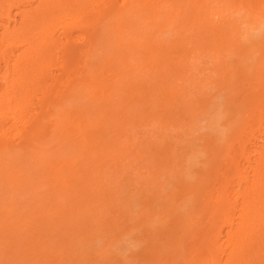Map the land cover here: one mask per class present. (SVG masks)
Returning <instances> with one entry per match:
<instances>
[{"label": "bare ground", "instance_id": "1", "mask_svg": "<svg viewBox=\"0 0 264 264\" xmlns=\"http://www.w3.org/2000/svg\"><path fill=\"white\" fill-rule=\"evenodd\" d=\"M15 15L0 33V264L109 263L76 245L92 240L86 233L96 225L112 255L120 233L138 224L127 222L130 203H118L112 176L124 179L135 160L157 178L170 156L191 153L171 143L214 103L211 89L214 98L224 91L229 128L203 138L194 186L175 182L172 166L175 184L201 196L188 219L181 207L184 220L170 212L179 230L164 239L171 224L162 221L167 234L154 246L165 249L161 264H264V33L249 38L264 31V0H0V19ZM232 55L236 64L227 65ZM251 137L261 141L254 158L245 156ZM177 158L187 171L191 160ZM148 178L131 182L147 193L137 197L143 205L156 191Z\"/></svg>", "mask_w": 264, "mask_h": 264}, {"label": "rangeland", "instance_id": "2", "mask_svg": "<svg viewBox=\"0 0 264 264\" xmlns=\"http://www.w3.org/2000/svg\"><path fill=\"white\" fill-rule=\"evenodd\" d=\"M33 5H35V3L33 4ZM28 8H30L29 6H25V7H23V9H28ZM13 10V13H16V12H18V9L17 8H13L12 9ZM19 19V16L17 15H15V16H13V18L12 19H10V20H7V19H5V18H3V19H0V33L3 31V29L4 28H6V27H8V28H12L14 25H15V21H17ZM245 26H243V28H244ZM245 30V28L242 30V25H241V31H244ZM249 31H251V30H249ZM252 32V31H251ZM258 32V33H257ZM260 32L261 33H259V31H256V30H254L253 31V33H250V32H248V33H250L249 34V38L250 39H252L253 41H256V39L258 40L259 39V35L260 34H262V33H264V31H262V30H260ZM258 34V37H256V35ZM170 34V33H169ZM169 34H167V35H169ZM252 34H255V37L256 38H254L253 39V37H254V35L252 36ZM166 35V36H167ZM252 36V37H251ZM246 43H248V41L246 42ZM259 43V42H258ZM258 45V44H257ZM256 45V46H257ZM234 55H232V58H231V56H227L228 57V59H227V57L225 58V63H228L229 62V64H227V65H233V63H234V61H235V59L236 58H234L233 57ZM229 57H230V60H229ZM236 57V56H235ZM226 59L228 60V61H226ZM232 60V61H231ZM230 62H231V64H230ZM234 64H236V61H235V63ZM58 70H55V72H57ZM210 94L212 95V99H214V103L213 104H211L210 106H209V108H208V110H207V112H205V113H199V114H197V117H195V119H193V121H191L190 123H191V125H190V132L189 133H187V134H183V135H181L182 136V138L183 139H185V140H183L182 138H181V141L178 143V144H175L174 143V140H172V143H171V147H175L176 145H181V146H178V149L181 147V148H183L186 144H189L190 145V147L188 146H186V147H184V148H187V150H188V148H191L190 150H191V153H189L188 154V151H187V156L185 155V154H183V156H179V154L181 155V153L182 152H178V153H176V154H178V155H172L173 157H171L170 155V159H171V161L173 160L174 161V158H176L177 156L178 157H181V159L180 158H177V159H175V161L176 160H178V159H180V160H182V164H189L190 162V160H191V162L192 163H190L189 164V168H187V171H185V172H187V173H185L184 172V170H185V168H186V166H185V168L183 167V170H181L179 167L177 168L176 166H175V164H176V162H173L172 161V163H171V161L170 162H168V164L166 165V169L164 168V169H160L161 170V174L160 175H158V176H161V177H159L158 178V176H157V178L154 176V172H153V175H152V173L150 174L148 171H147V167H145V166H142V162H139L138 164H136L135 165V160L133 161V162H131L130 164H129V167L127 168V169H125V171H126V175H125V177H124V179H118V177H119V175L118 174H115L114 176H112L113 177V180H114V182H116V181H118L119 182V185L116 187V188H113L114 189V191H116V193H115V195H117V196H120L119 197V199L117 198V201H118V203H119V201L121 202V201H125V202H129L130 204V206H129V208L126 210V214H128L126 217H128L129 215H130V217L128 218V221L127 222H130V224H133V225H135L136 224V222L138 223V224H136V227H134V229L132 230H128V231H122L121 233H120V236L118 237L119 239L118 240H116L117 242V244H112V245H110L111 246V251H113L112 253V255L109 253V255L107 254V253H105V251H106V249L108 248V245H107V237H108V234L107 233H105V232H103V231H101V230H99V229H97V226L95 225L94 227H93V229L91 230V231H89L88 233H86V236H88V235H91L92 233L94 234H92L93 235V239L92 240H84L82 243L80 242L79 244H77L76 246H79V247H77L78 248V250H77V252H88V254L90 255V253L89 252H93V253H95V254H99V256H101V254L102 255H104L106 258H104V261H108V259L109 260H111V258H112V260L108 263V262H106V264L108 263V264H110V263H113V264H161V262H163L164 260H165V249L163 248V245L162 244H160L159 242L161 241L162 242V240H163V237H164V239H167V238H170V236L172 237L173 236V234H175L176 233V231L177 230H179L178 229V227L174 224L175 222H176V224L177 223H179L180 224V222L182 221H180V219H176V217H179V218H181V219H183L184 220V215H186V218L188 217H190L191 216V214H192V212H194V210L192 211V210H189V209H191L190 207H192L193 205L195 206V204H197V206L196 207H192V209L194 208H198V203H195V198H197L198 196H199V199H200V196L201 195H197L195 198H193L194 200H192V197H194V193H192V191H191V189L190 188H188V189H186L187 187L185 186H183L185 189L183 190V187H180V185H182V184H186L188 187H192V186H194V181H195V176H193V175H196L197 176V174H199V170H201L202 171V169H199V168H202V165H203V161H202V165H199V163L198 162H200L201 160H205V150H203V149H205L204 148V143H207V140H208V137H211L210 136V134L213 136V135H220V134H223L222 132H225V130H227V128H229V121H228V117L230 116V115H227V114H230V111H232V110H230V109H228L227 110V112L225 113L224 111H225V108L224 107H227L228 106V104L225 102L226 101V99L224 98V91H222L220 94H217V96L214 98V90L213 89H211L210 90ZM224 109V110H223ZM227 109V108H226ZM225 114H226V116H228L227 118V120L225 119ZM232 116V115H231ZM235 120V117H233L232 118V120ZM228 121V122H227ZM238 121V120H237ZM227 122V123H226ZM189 123V124H190ZM226 123V124H225ZM228 125V127H226L225 125ZM189 126V125H188ZM223 126H225V127H223ZM179 131H180V129H178ZM189 130V129H188ZM176 131H177V128H174V130H172V133L173 134H175L176 133ZM142 133H144V131H141V134ZM152 133L153 132H151V133H149V135H152ZM154 134V133H153ZM209 135V136H208ZM254 135L255 136H258L259 135V133H258V131H255L254 132ZM208 136V137H207ZM217 136V137H218ZM221 136V135H220ZM203 138H207V140L205 139V140H203ZM214 138V137H213ZM216 138V137H215ZM219 138V137H218ZM173 139H175V141L176 140H178L179 139V136L178 135H176L175 134V137L173 138ZM205 141V142H204ZM239 141L240 140H238V141H233V145L232 146H230L229 148H230V151L233 149V148H235L234 149V151L237 149V147H238V145H239ZM202 142V143H201ZM204 142V143H203ZM184 144V145H183ZM259 144H261V141H259V138H254V137H251L250 138V140L249 141H246L245 142V148H246V152H245V156L246 155H249V151H251L252 153H251V158H254V155L256 154V152H257V149H258V145ZM180 148V149H181ZM183 148V150H186V149H184ZM182 150V151H183ZM247 150H249V151H247ZM184 152V151H183ZM190 152V151H189ZM192 154V156H190ZM186 156V157H185ZM188 156H190V157H188ZM245 156H243V157H241V159H240V161H241V163L242 164H246L247 163V160L245 159ZM182 157H185V158H182ZM187 158V160L185 161L184 159H186ZM191 158V159H190ZM189 160V161H188ZM193 160V161H192ZM188 161V162H187ZM196 161H198L197 163H193V162H196ZM173 163H175V164H173ZM134 164V165H133ZM197 165H199V166H197ZM172 166L173 167H175L174 169L172 168ZM192 167V169H191V167ZM197 166V167H196ZM199 167V168H198ZM198 168V169H197ZM175 170L174 172H173V170ZM179 169H180V171H179ZM196 169H197V171H198V173L196 172ZM152 170V169H151ZM160 170H158V171H160ZM163 170V171H162ZM164 170H166V171H164ZM167 170H169L168 172H167ZM188 170H190L189 172L190 173H188ZM194 170H195V172H196V174L195 173H193L194 172ZM153 171H154V169H153ZM184 172V177H186L185 178V180H184V177H182V175L180 174H178V172ZM163 172V173H162ZM167 172V173H166ZM171 173L172 172V177L170 176L171 174H168V173ZM166 173V174H165ZM173 173L174 174H176L175 176H177V178H180L181 179V181L179 180V179H177L174 175H173ZM190 174V175H189ZM138 175H142V177H145V176H148V177H150V178H148L149 179V183H148V185H150V186H155L156 185V191L158 190L159 192V194L155 191V192H153V199H151L152 197H151V195L149 196V197H151L149 200H151V201H154V202H151V201H147V202H144V205H143V203H142V201L146 198V195H147V193L144 191V193H139V194H137V191L135 190V188H137V187H135V184H131V182H136L135 181V176L137 177ZM150 175H152V176H150ZM190 177V178H192V177H194V178H192L193 179V181H192V179H190L188 176ZM182 178H181V177ZM152 177V178H151ZM156 178V180H155V178ZM132 178V179H131ZM174 178H176V181L175 182H180V183H178V184H175V182H174ZM151 179H153L152 180V183L150 182L151 181ZM159 179V180H158ZM170 179L171 180H173V181H171L170 182ZM186 179H187V181H186ZM188 179H189V181H188ZM156 181V184L154 183V185H153V182H155ZM185 181V183H184V181ZM159 181H161V183L159 182ZM165 181V182H164ZM159 182V185L157 184ZM191 182H192V184H191ZM190 183V184H189ZM172 186H171V185ZM180 184V185H179ZM131 185L132 186H134V187H131ZM158 185V186H157ZM162 185V186H161ZM165 185H167V186H165ZM174 185L176 186V187H180V189L182 190L181 192L182 193H180V194H178V192H180V189L179 188H176V187H174ZM192 185V186H191ZM162 187V189H163V186H165L164 187V190H160L161 188H159V187ZM159 189H158V188ZM172 187L175 189V193H176V195H177V197L179 198L178 199V201L179 200H181V202H178V201H176L177 200V197L175 196L174 197V195H173V199H174V201L173 200H171L172 198H171V196H172V192L173 191H171V190H173L172 189ZM171 188V189H170ZM130 189V190H129ZM132 189H134L135 190V192H134V190H133V192H134V194H133V192L131 191ZM169 190V192H171V193H169V194H167L168 191ZM177 190H179L178 192H177ZM189 190V191H188ZM129 191V192H128ZM183 191H184V193H183ZM187 191V192H186ZM161 192H163V194H167V195H165V197H163L164 195L161 193ZM166 192V193H165ZM190 192V193H189ZM138 195H136V194ZM157 193V194H156ZM119 194V195H118ZM132 194V195H131ZM162 195V197L163 198H160L161 197V195ZM185 195V197H184V195ZM186 194H187V196H186ZM188 194H189V196H188ZM190 194H191V196H190ZM133 195H136V196H133ZM142 195V196H141ZM158 195V196H157ZM168 195L170 196V200H169V203H168V199H167V205H165V202H166V199L165 198H169L168 197ZM144 197L145 196V198H143L142 199V201H140V199L141 198H137V197ZM160 196V197H159ZM181 198H180V197ZM148 197V196H147ZM154 197H158V198H160V199H158V200H156V199H154ZM191 197V198H190ZM176 198V199H175ZM184 198V199H183ZM189 198V199H188ZM165 200V202L163 201V200ZM187 199V200H186ZM192 200V202H191V200ZM160 200V202H162L163 203V206H165V207H162V203H160V202H158ZM183 200V201H182ZM184 200H186V201H184ZM173 201V202H172ZM193 201H194V203H193ZM141 202V203H140ZM184 202H185V204H187V205H185L184 204ZM197 202V201H196ZM153 203V204H152ZM157 203H159V204H157ZM170 203H172V205L170 204ZM181 203H182V205H181ZM191 203H192V205H191ZM146 204H151L149 207L148 206H146ZM157 206H156V205ZM178 204H180V205H178ZM153 205H154V207L156 208L155 209V211H154V214H156L158 217H160V218H162L161 220H159V218L157 219V218H155V216L156 215H154L153 214V210H154V208H153ZM159 205H161V206H159ZM168 205H170V206H168ZM176 205V206H175ZM189 205V206H188ZM120 206H121V204H120ZM144 206V207H143ZM146 206V207H145ZM167 206H168V208L171 210V211H169L168 212V208H167ZM172 206H174V207H172ZM131 207V208H130ZM159 207V208H158ZM171 207V208H170ZM181 207V209H182V212L184 213L183 214V216H182V212H181V210H179V209H177V208H180ZM145 208H146V210H145ZM150 208V209H149ZM164 209V211H163V209ZM176 208V209H175ZM184 208L186 209V211L184 210ZM168 209V210H167ZM150 212V210H151V213L150 214H152V215H150L149 214V212ZM174 210V211H173ZM176 210H177V212H178V210H179V212H178V214H177V212H176ZM190 212H189V211ZM144 211V212H143ZM158 213H157V212ZM185 211V212H184ZM164 212V213H163ZM170 212H172L171 214L173 215V216H176V217H171L172 215L170 214ZM181 212V213H180ZM187 212H189V214H188V216H187ZM146 213H148V214H146ZM162 213H163V215H162ZM165 213L167 214V213H169V216H167V215H165ZM175 213H176V215H175ZM179 213H180V215H179ZM125 214V215H126ZM146 216H145V215ZM145 216V217H139V216ZM148 215H150V216H148ZM171 215V216H170ZM165 216V217H164ZM167 216V217H166ZM141 218V219H139V218ZM148 217V218H147ZM151 217H153V218H151ZM183 217V218H182ZM131 218V219H130ZM151 218V220H153V221H155V222H152V221H150L149 219ZM154 218H155V220H154ZM163 218H166V219H164L163 220ZM168 218H170V220L168 221V223H170L172 220V218L174 219V221L175 222H173V224H171V225H169L168 223H167V220H168ZM185 218V219H186ZM187 218V219H188ZM144 219L145 220H147L148 219V221L147 222H145L144 221ZM176 219V220H175ZM135 220H137V221H135ZM139 220V221H138ZM140 220H142V221H140ZM177 220H179V221H177ZM135 221V222H134ZM162 221H163V223H166V225L168 224V226H170V227H168V232H167V227L166 226H163L162 225ZM165 221V222H164ZM145 222V223H144ZM157 222L159 223V224H161L160 226H161V228H162V226H163V228L162 229H166V230H164L165 232H163V230H162V232H160L161 230H160V226L157 228V225H159V224H157ZM161 222V223H160ZM143 224V226H142V224ZM147 223V224H146ZM150 223H152V224H154V225H151ZM129 224V223H128ZM150 226H152L151 227V229H150V227H149V225ZM157 224V225H156ZM138 225V226H137ZM141 225V226H140ZM165 225V224H164ZM178 225V224H177ZM181 225V224H180ZM175 226V227H174ZM140 227H142V228H140ZM144 227V228H143ZM147 227V228H146ZM148 227H149V230H148ZM155 227L159 230V231H157L156 229H155ZM174 227V228H173ZM181 226H179V228H180ZM99 228V227H98ZM139 228V229H138ZM153 228V229H152ZM138 229V230H137ZM175 229V230H174ZM139 230H141L140 232H139ZM146 230V231H145ZM150 230L152 231L151 232V234H149L150 233ZM174 230V231H173ZM94 231V232H93ZM154 231L156 232V233H154ZM171 231H173V232H171ZM49 233L51 232V230L50 231H48ZM129 232V233H128ZM133 234H132V233ZM147 232H149L148 233V236H147ZM157 232H159L158 233V237H159V235L160 236H162L163 235V233L165 234L166 232L167 233H169V234H167V236L166 235H163V237H159V239H158V237H156L157 236ZM128 233V234H127ZM131 233V234H130ZM144 233V234H143ZM171 233H173L172 235H170ZM11 234H13V232H11ZM14 234L16 235V232H14ZM11 235L10 237H12V236H14V237H12V238H10V239H12V240H17V238H19V237H15V235ZM88 234V235H87ZM141 235H143V236H141ZM150 235V236H149ZM153 235H154V237H153ZM156 235V236H155ZM170 235V236H169ZM20 236V235H19ZM84 235H82V237H83ZM145 236V237H144ZM152 236V237H151ZM169 236V237H168ZM89 237V236H88ZM140 237H142V238H140ZM144 237V238H143ZM147 238H149L148 240H150V241H152L151 243H154V240H155V242L157 241V240H159V244L160 245H156V246H154L155 245V243L153 244V246L151 245V243H150V241L148 242L147 241ZM156 238V239H155ZM143 239H145V241L146 242H148V243H145V241L143 240ZM161 239V240H160ZM120 240V241H119ZM86 241H89L88 243L86 242ZM119 242V243H118ZM83 243H85V244H83ZM115 243V242H114ZM149 243H150V245H149ZM82 244V245H81ZM70 245V244H69ZM75 246V244H72L71 245V247L73 248L74 246ZM145 245H147L146 246V248H145ZM76 246H75V248H76ZM150 246V247H149ZM161 246V247H160ZM71 247H70V249H71ZM149 247V248H148ZM156 247H158V248H156ZM161 249H160V248ZM72 249L73 250V252L71 253L72 255L74 254H76V249ZM110 249V248H109ZM146 249V250H145ZM158 249H159V251H158ZM147 250H149V251H147ZM152 250L154 251V252H156V251H158V254H157V252H156V254L154 253V254H152L153 252H152ZM156 250V251H155ZM160 250H161V253H160ZM145 252V253H144ZM147 252H148V254H147ZM150 252V253H149ZM164 254H163V253ZM115 253V254H114ZM111 255V256H110ZM152 255V256H151ZM153 255H155V256H153ZM156 255H158V256H156ZM113 256H115L114 258L115 259H113ZM155 259H154V258ZM157 258V259H156ZM160 259L162 260V259H164V260H162V261H160ZM121 260V261H120ZM115 261V262H114ZM125 261V262H124ZM123 262V263H122ZM104 263V262H103ZM173 264H181V263H178L177 262V260L173 263Z\"/></svg>", "mask_w": 264, "mask_h": 264}]
</instances>
